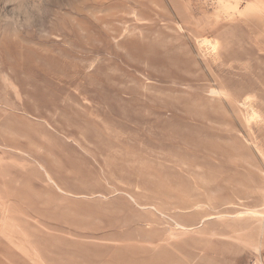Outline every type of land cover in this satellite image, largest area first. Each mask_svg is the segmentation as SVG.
Wrapping results in <instances>:
<instances>
[{"label": "rangeland", "instance_id": "rangeland-1", "mask_svg": "<svg viewBox=\"0 0 264 264\" xmlns=\"http://www.w3.org/2000/svg\"><path fill=\"white\" fill-rule=\"evenodd\" d=\"M243 6L0 0V264L264 262V27ZM12 198L58 251L34 230L12 252Z\"/></svg>", "mask_w": 264, "mask_h": 264}, {"label": "crops", "instance_id": "crops-1", "mask_svg": "<svg viewBox=\"0 0 264 264\" xmlns=\"http://www.w3.org/2000/svg\"><path fill=\"white\" fill-rule=\"evenodd\" d=\"M243 1H244L243 9L240 8L238 10L239 11L238 15L241 16L242 21L249 28L250 32L254 36H256L258 33V27L260 28L264 27V0H243ZM246 8L249 14L244 13ZM62 192L64 191L62 190ZM13 199L14 198H12V203L18 202V206H16V210L15 209L12 210V252L15 253L24 250L29 251L31 250V248L34 249L32 247V238H31V235L34 233V230L36 233H40L42 236L40 249L44 250L48 248L50 250L57 249L58 251L60 249V245H62L63 243L58 233H56V236L54 233H52L54 235H50L51 234L49 232L51 231L50 227L48 225L45 226L44 223H41L42 226L38 228V227H34L32 221L24 222L23 219L31 220L33 218L26 216L27 214L26 210L29 208L28 202L27 200L24 199L21 200L18 199L13 200ZM38 218L43 220L44 218L47 217L43 216V214L41 213L38 216ZM25 256H28V254H25ZM12 261H13L12 264H17V263L18 264H61V262L57 261V259L55 258H49L48 255L47 257H45L43 253L39 261H33L31 258H29V256L21 260V262L15 258H12Z\"/></svg>", "mask_w": 264, "mask_h": 264}, {"label": "built area", "instance_id": "built-area-1", "mask_svg": "<svg viewBox=\"0 0 264 264\" xmlns=\"http://www.w3.org/2000/svg\"><path fill=\"white\" fill-rule=\"evenodd\" d=\"M260 264H264V262H261Z\"/></svg>", "mask_w": 264, "mask_h": 264}]
</instances>
